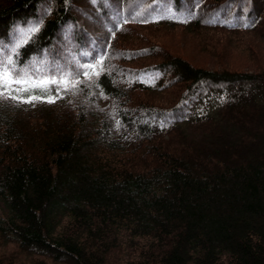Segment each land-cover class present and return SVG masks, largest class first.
<instances>
[{"label":"trees","instance_id":"trees-1","mask_svg":"<svg viewBox=\"0 0 264 264\" xmlns=\"http://www.w3.org/2000/svg\"><path fill=\"white\" fill-rule=\"evenodd\" d=\"M0 45L84 81L0 99V264H264V0H0Z\"/></svg>","mask_w":264,"mask_h":264},{"label":"snow or ice","instance_id":"snow-or-ice-1","mask_svg":"<svg viewBox=\"0 0 264 264\" xmlns=\"http://www.w3.org/2000/svg\"><path fill=\"white\" fill-rule=\"evenodd\" d=\"M168 11L170 16L174 15L171 10ZM191 15L192 13L190 12L189 16ZM183 22L187 21L185 20ZM39 30L40 29L38 26H34L27 30L19 29L18 31L30 38ZM27 42L28 40L25 39L16 43L11 49L12 52L17 53L18 55V49ZM3 47L6 46L0 45V51L3 50ZM103 63L104 58L101 57V59L95 64L79 65V67L84 69L83 76L85 77L86 81L94 82L93 78H98L105 71L103 68ZM31 64V67L19 68L17 67V61L12 56H7L4 59H0V99H9L15 101L18 104H34L36 102L55 103L56 99L59 98V92L61 90L67 91L84 83V81L81 80H72L71 74L62 72L60 66H52V71L60 73L59 76H48L46 74H42L45 72L47 67L45 62H40L42 66L41 68L34 67L37 64L35 59L31 62ZM53 85L56 86V96L32 94L36 90H39L42 93H47L51 90ZM25 93L28 95H25ZM101 95H103L102 92Z\"/></svg>","mask_w":264,"mask_h":264},{"label":"rangeland","instance_id":"rangeland-1","mask_svg":"<svg viewBox=\"0 0 264 264\" xmlns=\"http://www.w3.org/2000/svg\"><path fill=\"white\" fill-rule=\"evenodd\" d=\"M167 37V36H166ZM180 36H179V33H178V31L177 30H174L173 31V35H172V38H171V41L169 42V41H167L169 44H172V45H177V44H180V45H184V44H181L180 42H178V38H179ZM166 39H168L169 40V38L167 37ZM165 40V39H164ZM183 49V50H182ZM180 54H183L184 56H187V57H189V58H191V56L195 59L196 57H194V54L193 53H195L196 55H200V56H205L204 54H202V53H198V52H196L195 50H193V49H191L190 47H188L187 45H185V47H182V48H180ZM206 57V56H205ZM198 59V58H197ZM207 59H208V61L207 62H203V61H205V60H202V59H199L201 62H199V63H203V64H208V62H209V64L210 65H215L212 61H211V59H209L208 57H207ZM231 61V64H233V63H239L241 60H239V59H231L230 60ZM240 63H242V62H240ZM52 93V88H51V90L49 91V92H47V93H42V92H40L39 90H36L34 93H32V94H41V95H49V94H51ZM25 95H28L27 93H25Z\"/></svg>","mask_w":264,"mask_h":264}]
</instances>
